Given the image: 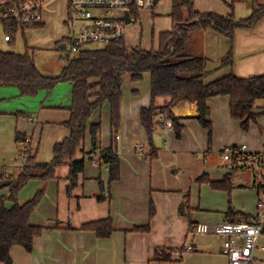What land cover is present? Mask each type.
Wrapping results in <instances>:
<instances>
[{"label": "crops", "instance_id": "obj_1", "mask_svg": "<svg viewBox=\"0 0 264 264\" xmlns=\"http://www.w3.org/2000/svg\"><path fill=\"white\" fill-rule=\"evenodd\" d=\"M227 3L219 5L218 12H215L230 14L228 6L234 7V4ZM45 23L39 27L45 26ZM209 34L204 29L201 52L195 54L208 58L206 83L231 72L244 77L264 73V19L255 27L238 30L233 42L232 65H221L232 42L214 35L211 38L213 42L209 43ZM131 40L133 46L142 43L137 38ZM144 75L145 88L141 98L139 85L134 88L137 97H125L123 90L122 125L117 141L120 178L109 183L108 168L104 169L97 161L87 158L85 169L78 175L70 192V162L58 166L53 177L30 179L20 189L18 200L24 203L37 190H44V196L31 215V222L43 226L44 230L34 239L31 251L18 244L12 246V264H228V258L222 251L223 236L197 233L195 228L199 223H219L232 221V218L246 221L242 220L243 214L248 215L249 221L255 218L258 192L251 173L228 172L222 165L219 151L223 146L238 144L240 140L250 149L262 147L264 103L258 104L255 109L260 112L257 119L250 123L248 130L242 131L241 120L231 116L230 97H209V119L214 134L209 144L208 130L196 118L197 104L188 102L177 112L184 124L180 137H177L173 126L166 123L155 129L154 143L158 155L151 159L147 155L148 136L141 122V110L150 104L151 74L146 72ZM10 86L0 84V103L13 97L19 101L14 108H10V103L3 106L5 102H2L0 113L16 116L13 138L16 143L18 134L25 138L19 142L22 145L20 152L27 147L37 162H50L54 145L70 134L64 122L70 117L73 83L61 82L51 90H41L32 96L22 95L18 87ZM169 101V97H159L156 105L163 107ZM159 118L163 121V115ZM98 121L102 123L100 148L111 145L110 106L105 103L102 108L96 109L89 121L85 142L74 159H82L85 153L93 151L89 127ZM259 123L262 127H258ZM3 148L1 146L0 153H7L9 143ZM21 168L22 165L15 174L8 173L6 165H0V199L10 194L7 185ZM201 176L223 186L214 187L208 181H199ZM206 184L222 197L224 202L220 207L201 209L200 198V209L197 208L196 191L203 190ZM98 194L106 198L100 201L96 197ZM12 204L10 200L5 202L7 207ZM182 205L185 212L181 209ZM229 209L238 214L230 218ZM205 210L209 211L208 214L200 213ZM107 217H111L114 228L107 237H99L94 230L81 228L84 223ZM138 225H149V228L136 229ZM189 246L191 249L187 250ZM161 251L169 255L167 262L157 258V252ZM254 255L264 264V234Z\"/></svg>", "mask_w": 264, "mask_h": 264}, {"label": "trees", "instance_id": "obj_2", "mask_svg": "<svg viewBox=\"0 0 264 264\" xmlns=\"http://www.w3.org/2000/svg\"><path fill=\"white\" fill-rule=\"evenodd\" d=\"M168 15L172 21L171 28L159 32L157 46H133L125 38L101 47H87L75 56L66 57V65L58 76L43 74L29 50L15 52L0 49V84L16 86L22 95L32 96L41 90H51L62 81L73 83L70 117L64 122L70 134L54 145L53 158L48 163L37 162L30 149L24 148L22 154L25 164L16 178L11 180L10 194L0 199V262L13 263L11 248L15 244L31 251L34 239L44 230L43 226L31 222V215L44 196V190H38L24 203L18 200L20 189L30 179L53 177L58 166L70 162V192L78 175L84 171L87 158L95 160L93 154L97 151V163L108 168L109 183L120 178L117 135L122 125L123 84L127 74L133 81L141 80L146 72L151 74L150 105L141 110V122L148 136L147 155L151 159L158 155V148L154 143L155 129L163 127L164 123L170 120L177 137H180L184 124L177 112L188 102L197 104L196 118L208 130L210 138L212 121L209 119V97L228 95L231 116L241 120L244 130H248L250 123L257 119L260 112L255 109L258 107V101L264 100V73L244 77L231 72L206 83L204 79L208 73V58L202 54L189 53L188 42L192 29L198 26L214 27L231 38V48L222 58L221 65H232L234 28L252 27L257 24L264 17V4L259 5L250 17L237 23L233 17L234 13L222 15L212 11L201 13L195 10L192 0H173ZM17 31L13 33L12 42ZM159 97H169L170 101L165 106L158 107L156 100ZM105 103L110 106L111 145L105 149L100 148L102 123H91L89 133L93 151L85 153L82 159H74L76 152L85 142L89 121L96 109L102 108ZM161 115L163 121L159 118ZM24 140L21 134L17 135L18 142ZM198 180L208 181L214 187L223 186L206 176H201ZM100 183L103 184V181ZM96 197L100 201L106 198L102 194ZM6 200L12 201V206L7 207ZM181 209L185 212V206L182 205ZM153 211L152 205L151 214ZM237 214L233 209L228 211L230 218ZM231 220L241 221L233 218ZM242 220L249 221L250 218L243 214ZM81 228L94 230L99 237H107L114 230L111 217L84 223ZM148 228L149 225L136 226V229L141 230ZM156 256L161 262L169 260L165 251L157 252Z\"/></svg>", "mask_w": 264, "mask_h": 264}, {"label": "built area", "instance_id": "obj_3", "mask_svg": "<svg viewBox=\"0 0 264 264\" xmlns=\"http://www.w3.org/2000/svg\"><path fill=\"white\" fill-rule=\"evenodd\" d=\"M159 0H67L65 24L68 34L62 37L58 50L64 57L79 54L89 45L98 47L126 38L128 24L136 21L143 10H154ZM44 0H0V36L11 41L22 28H35L45 23ZM128 14L130 22H126ZM167 126L172 122L167 120ZM119 138V135H117ZM228 172L248 171L258 192L257 212L251 221L199 223L197 233L223 236L222 251L228 264H261L254 255L264 234V139L260 149L246 144H230L219 151ZM191 249V246L186 248Z\"/></svg>", "mask_w": 264, "mask_h": 264}, {"label": "rangeland", "instance_id": "obj_4", "mask_svg": "<svg viewBox=\"0 0 264 264\" xmlns=\"http://www.w3.org/2000/svg\"><path fill=\"white\" fill-rule=\"evenodd\" d=\"M232 1L233 0H192V2L194 3V9L198 10L201 13L211 12V11L215 12L216 10L218 12L219 5L226 4L227 2H228L227 4H232ZM159 2L160 3H158L154 11L151 12L149 10H143L140 12V15L136 21H133L132 23L128 24L127 32H126V41L129 44L132 43L131 38H137V41L142 42L141 46L144 48H151L152 46H157L159 32L171 28L172 21L168 14L171 11L173 0H159ZM261 4H264V0H234V7L232 6H228V7L230 9V12L234 13L233 17L235 22L237 23L241 20H245L248 17H250L253 14V11L257 9ZM43 9H44V16L46 19L45 26L41 28L40 27L25 28V29L20 28L15 34L14 43H9L5 41L3 32H1L0 48L1 50L4 51H15V52H25L26 50H29L30 54L34 57L38 68L43 74L47 76H58L67 62L65 59L67 56L64 57V55L58 50L60 40L62 39L63 36H65L69 32V28L64 23L67 16V0H44ZM263 19L264 17H262L260 21H258V23H260ZM257 24H255L252 27H255ZM252 27L236 26L234 28V33H233L234 39L237 37L236 35H238L239 29H250ZM204 29H207L210 32L208 36L209 43L213 42L212 39L214 35L217 37H223L228 41L229 40L231 41V38L229 36L219 32L212 26H208L206 28L202 26H198L192 29L190 33V39L188 42L189 53L196 54L198 52H201L203 46ZM88 47L92 48L98 46L89 45ZM145 79L146 76L144 75L141 80L133 81L131 80L129 74H127L125 76L124 84H123L125 97L127 95L128 97H132V96L137 97L138 94L134 91V88H136V86L139 85V90H141L140 91L141 94L139 98H141L144 95V92L142 93V91L145 88L144 87ZM148 97L151 101L150 94H148ZM17 101H19L18 98L13 97L10 98L9 101L3 100L1 101V103L5 102L3 106H6L7 104L10 103L11 104L10 108H14ZM263 103H264L263 99L258 101V104L260 105ZM16 121H17L16 116H12V115L6 116L4 113H0V148L2 146V150H3L4 149L3 147L7 142L10 145V149H8L7 153H3V154L0 153V165L1 164L6 165V167L9 169L8 173H15V174L16 171H18L19 166L22 165L23 167V165L25 164V161H23L24 155L21 154L22 152H20L21 151L20 149H22L21 148L22 145H20L21 143L19 142L16 143L13 138V131ZM258 127H262V124L259 123ZM240 129L242 131H245L242 128ZM213 135L214 134L212 133L211 135L212 137L210 138L207 132L209 144L213 139ZM237 143L242 144L243 141L240 140ZM98 157H99V152L97 151L96 153L93 154V159H95L94 161H97ZM98 165H100L99 162ZM102 167L106 169L105 166ZM15 174L13 175L14 179L16 177ZM42 179H46V178H42ZM7 186H9L11 189L10 185ZM36 192L34 193V195L36 194ZM196 197H197L196 199L197 208H199V202H200L199 199L201 198L202 200V202H200L201 209L218 208L222 205V201H223L222 197L218 196V193L215 192L214 188H212L207 184L200 192H198L197 189ZM227 198H228L227 202H229V197L227 196ZM208 212L209 211L207 210L200 211L201 214H208Z\"/></svg>", "mask_w": 264, "mask_h": 264}, {"label": "water", "instance_id": "obj_5", "mask_svg": "<svg viewBox=\"0 0 264 264\" xmlns=\"http://www.w3.org/2000/svg\"><path fill=\"white\" fill-rule=\"evenodd\" d=\"M126 22H127V23L130 22V18H129V16H128V14L126 15Z\"/></svg>", "mask_w": 264, "mask_h": 264}]
</instances>
